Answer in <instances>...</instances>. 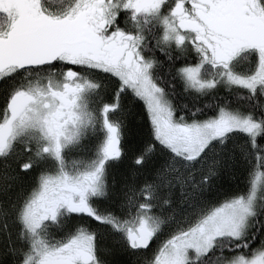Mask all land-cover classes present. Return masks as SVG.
<instances>
[{
  "label": "snow or ice",
  "instance_id": "6c2138e0",
  "mask_svg": "<svg viewBox=\"0 0 264 264\" xmlns=\"http://www.w3.org/2000/svg\"><path fill=\"white\" fill-rule=\"evenodd\" d=\"M0 264H264V0H0Z\"/></svg>",
  "mask_w": 264,
  "mask_h": 264
}]
</instances>
